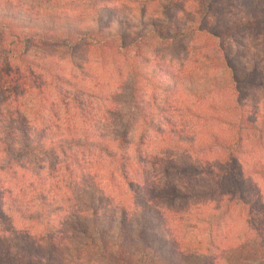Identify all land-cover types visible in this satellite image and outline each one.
Instances as JSON below:
<instances>
[{
	"label": "trees",
	"instance_id": "1",
	"mask_svg": "<svg viewBox=\"0 0 264 264\" xmlns=\"http://www.w3.org/2000/svg\"><path fill=\"white\" fill-rule=\"evenodd\" d=\"M164 1L172 11L178 6L174 0ZM192 1L197 15H192L190 26L173 11L165 12V22L142 30L105 8V0L86 1L99 11L88 22L65 20L48 26L49 20L43 24L35 15L37 19L25 25L21 22L31 17L18 10L0 14V45L7 57L0 60V264H264V197L239 158L250 143L264 145V118L243 115L248 86L227 53V30L209 20L218 16L220 2ZM244 6L249 16L242 27L264 38V6L254 0ZM187 36L210 41L214 54L209 61L221 69L214 91L235 96L223 124L227 130L212 136L211 144L201 142L207 146V162L191 165L194 169L174 168L176 176L188 180L204 177L208 200L199 185L191 187L179 179L170 187L163 178V147H182L175 141L192 132L185 128L184 133L177 122L164 126L147 115L149 106L137 89L124 100L118 89L94 94L80 88L74 93L65 89L70 85L64 76L49 67L62 64L68 53L71 58L95 51L134 68L133 60L142 65L148 52L169 48ZM41 47L64 53L52 63L43 58L44 74L33 70L38 67L34 62L25 61L30 51ZM20 63L30 68L24 70ZM129 74L140 77L132 70ZM159 74V90L165 96L185 90L200 96L208 83H180L181 75L167 66ZM53 86H61L57 106L50 99L41 101L46 108L37 113L25 106L26 95H46ZM91 99L108 106L95 110L101 117L96 131L93 127L88 133ZM123 107L128 110L125 118ZM60 115L65 118L60 120ZM247 178L254 184L250 190L242 187ZM243 208L246 216L236 213Z\"/></svg>",
	"mask_w": 264,
	"mask_h": 264
},
{
	"label": "rangeland",
	"instance_id": "2",
	"mask_svg": "<svg viewBox=\"0 0 264 264\" xmlns=\"http://www.w3.org/2000/svg\"><path fill=\"white\" fill-rule=\"evenodd\" d=\"M54 1H59L60 4L54 2L53 4H42L34 0H0V14L18 10L25 18L31 17L30 19H26V22H21L25 25H28L27 21L37 19L35 15H39L38 22L44 24L49 20L48 26H50L52 22L63 24L65 20L92 21L95 13L99 12L98 8L97 11L89 8L86 5L87 0ZM89 1V4H91L94 0ZM105 1H107L104 3L105 8H111L116 16L128 19L131 24L133 23V28L135 27L137 30H142L146 27L149 29L154 22H165V12L173 13L174 11L181 23L188 26L192 24V20L194 19L192 15H197V8L192 0H174L178 6L173 11L168 8V4L164 0ZM218 1L220 2L217 10L218 16L216 15L215 19L211 18L209 20L212 25L215 24L216 28L227 30L228 36L225 39L229 51L227 53L233 58V62L238 69V75L245 85L248 86L247 89L249 90L246 91L247 93H245L244 101L242 102L244 106V110H242L243 115L250 120L254 119L255 115H259V119L261 120V118H264V38L260 35V32L257 33L253 28L242 27L243 21L249 16L244 6L248 0ZM254 2L259 6H264V0H254ZM99 9L101 10V8ZM135 28L134 30H136ZM57 50L58 52L43 47L32 50L28 53L25 61L34 62L38 67H34L33 70L36 73L44 74L41 71V66L47 67V65L43 58L46 57L48 63L53 60L60 61L63 58L62 55L64 53L59 49ZM82 53L84 54L71 58L68 53L63 63L59 65L60 67L56 65L49 66L57 69L69 83L70 86H65V89L75 93V90L81 88L88 91L91 90L94 94L101 92V90L103 92H111L114 89H118L123 94L122 100L128 98L133 89H137L140 91V95L145 98V104L149 106L151 111L145 110L148 113L147 115H153L154 120L164 126L169 121L177 122L179 125H183L181 130L186 128V130L192 132L190 135L202 138V141L198 139L196 143V139L194 141V138L187 134L182 139L175 141L176 143L180 141L182 147H177V149L173 148L172 145L163 147L166 162L160 165L167 172L163 178L170 187H172L173 182L179 179L191 187L199 185V189L202 190V198L208 200L210 189L205 185L206 179L204 177H192L188 180L181 176H176L174 168L178 170L194 169L200 163L205 164L207 162L206 156L208 153H205L207 146L201 147V142L207 141V143L211 144L212 136L221 134L222 129L223 131L227 130V127L223 124L228 121L227 111L230 108L232 109L235 104V96L230 92L217 94L214 91V80L219 78L221 69L217 62L209 61L211 60L210 57L214 54L210 41L206 40L205 37L187 36L181 39L178 44H172L169 48L160 46L157 50L148 52L144 58L147 62L142 65L139 61H136V63L133 60L137 65L134 68L127 67V64L119 62L117 59L111 58L106 54H99L95 51ZM6 59V50L0 45V60L5 62ZM19 66L24 70L30 68L29 64L24 63H20ZM139 66L142 67L140 68ZM165 66L173 70L175 74L181 75L180 83L190 81V79L195 82L199 81V79L202 83L208 82L204 84L205 93L200 96L194 94H190L189 96L185 90L184 92L181 91V94L179 92V94L173 96L162 94L159 90L161 85L159 71L160 68ZM128 68L130 72L132 70L139 73L140 77L137 79L133 78L129 74ZM59 88L61 86H53V90L50 93L48 91L46 95L42 96L26 95L24 104L29 110L37 113L41 108H46L45 103L41 101L45 100V102H48L50 99L51 102L55 103V99L59 98L57 95ZM139 91H136L137 97L140 96ZM99 101L97 99L88 101L89 110L90 112L92 111V120L86 128L88 133L93 127L95 128L94 132L96 131L97 122L101 117L100 110L98 112L95 110L99 109V106H108L105 105L106 103ZM127 111L126 107H123L124 118L128 116ZM70 117H66V119L69 120ZM64 118V115H60V120ZM126 121L130 122V118L126 119ZM55 123L61 124L62 121ZM55 125L57 126L58 124ZM183 132L186 133L185 130ZM131 136L133 137L135 134L132 133ZM208 138L210 139L207 140ZM193 141L194 145L192 144ZM260 144L254 141L253 144L245 145L246 147L239 154V158L244 163L241 166L243 165L246 169L247 177L254 180V183L262 191V197H264V170L260 169L264 168V145L259 146ZM255 167L259 168L256 171L257 173H251V170ZM243 183L245 184L242 187L245 189L250 190V187L254 186L248 178ZM203 210L204 208L199 211ZM199 211L195 210L193 213H199ZM219 212V215L224 214L222 213L223 211L219 210ZM240 212L242 214L236 213L246 216L245 213H248V210L243 208ZM228 216L237 215L230 213ZM233 219L235 220V218ZM187 229L190 233L189 228ZM214 229L209 228L208 230L216 234L217 230Z\"/></svg>",
	"mask_w": 264,
	"mask_h": 264
}]
</instances>
